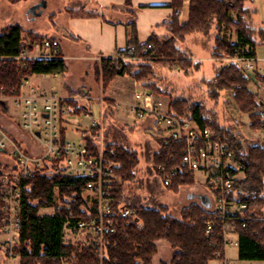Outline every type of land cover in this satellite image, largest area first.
I'll return each mask as SVG.
<instances>
[{
  "label": "trees",
  "instance_id": "1",
  "mask_svg": "<svg viewBox=\"0 0 264 264\" xmlns=\"http://www.w3.org/2000/svg\"><path fill=\"white\" fill-rule=\"evenodd\" d=\"M11 1L15 3L18 0ZM183 1L173 0L172 7L176 10V15L163 24L167 35L153 33L148 42L140 44L137 29L134 24L131 26L128 31V45L135 47V54L174 56L180 51L176 46L177 41L181 42L192 34L207 36L216 28L218 33L212 52L215 57L256 56L257 44L264 43V27L255 26L253 15L256 10L251 11L245 5L253 0H190L189 19L181 24L178 15ZM126 3L129 5L131 0H126ZM232 12L236 14L237 20L232 18ZM231 24L238 28L236 44L229 43L220 34L223 26ZM26 32L19 24L10 25L3 31L0 34L2 53L17 56L28 48V39L23 37ZM28 36L32 43L43 39L42 35L34 32H29ZM161 37L163 42H160ZM122 53L131 55L127 49L120 52ZM183 57L187 58L184 55ZM103 60L101 68L107 80L116 75H129L155 92L154 82L147 78L152 73L148 62L137 64L132 61H113L110 58ZM194 64L197 69L200 68V63ZM18 66L13 60L0 65V87L4 88L6 95L20 93L25 75L65 76L68 72V66L62 58L29 61L28 70L19 69ZM257 76H260V81L264 80V76L244 72L240 63L232 59L230 66L218 71L212 80H205L212 101L217 100L218 103L221 93L230 91L239 110L250 114V136L244 138L239 133L234 134L222 124L214 108L200 101L189 102L185 97H172L170 113L183 121H193L200 128L214 129L223 140L232 145L239 159L245 164L246 178L229 193V200L247 204V209L240 213L242 219L233 222L239 236V259L264 261V144L253 135L260 129L258 110L264 100L258 98V94L249 88V84ZM65 89L70 98L67 104L71 107L72 114L81 115L89 109L87 102L75 99L82 94L80 90L76 91L67 85ZM108 103L107 105L115 108V104L109 100ZM112 113L109 109L106 115L109 117ZM103 115L104 121H107L105 109ZM95 134L94 129L84 130L81 134L82 139L88 141L94 149ZM158 143L161 146L162 140H158ZM112 145L115 144L106 145V148L110 149ZM114 148L118 163L116 172L121 176L122 183L116 184L113 189V206L119 208L125 204L135 207V204L126 201L123 184L132 179L138 154L123 145H115ZM163 152L159 147L153 164L162 160ZM181 154V151H177L178 157ZM86 183L85 179L62 177L49 169L39 168L33 170V176L22 178V229L18 252L21 264H59L61 255H68L74 264H100L92 249L85 248L79 252L77 247L64 243V226L67 222L73 224L78 220L88 219L95 213L96 201L92 200L93 204L90 206L89 201L83 197ZM192 183V176L178 178L168 188L177 192L182 186ZM43 208H54L55 212L40 214ZM210 218L211 214L199 203L184 207L180 217L171 215L168 207L163 205L156 208L142 206L136 216L119 221L117 233L106 237L107 253L103 264H153L158 252L157 242L162 239L168 242L173 251L170 262L166 264H210L211 261L221 260L223 256L217 254L218 250H223L221 225L217 223L214 235L208 236L206 228Z\"/></svg>",
  "mask_w": 264,
  "mask_h": 264
},
{
  "label": "built area",
  "instance_id": "2",
  "mask_svg": "<svg viewBox=\"0 0 264 264\" xmlns=\"http://www.w3.org/2000/svg\"><path fill=\"white\" fill-rule=\"evenodd\" d=\"M27 42L29 47L17 56L4 55L0 49V65L13 60L17 62L19 69L28 70L29 61L61 58L59 39L43 35L41 41ZM127 51L133 55L135 47L129 46ZM235 57L246 73H261L264 76V66L258 64L259 58L241 55ZM31 76H23L19 94L1 96L2 100L11 98L20 110L22 128L41 142L42 152L39 155L24 152L0 127V150L11 147L16 157L14 167L9 168L0 163V233L5 236L0 238V250L8 258L20 257V183L22 178L33 176L35 168L49 169L62 177L87 180L83 197L89 201L90 206L93 204L92 200L96 201L95 213L90 218L73 224L67 222L64 226V243L77 247L79 252L85 248L92 249L100 264H103L107 253L106 237L117 233L119 221L136 216L142 206H113V189L116 184L122 183V178L116 172V149H107L103 140V110L100 121L93 120L92 125L83 128L80 115L72 114L71 107L67 104L69 96L62 97L55 90L49 91L31 84ZM135 100L131 108L136 118H153L158 131L157 137L162 140L161 146L158 143V150L161 147L164 156L154 165V170L165 187L171 186L175 179L203 174V179L199 181L208 187L213 201L206 234L212 237L216 224L220 223L223 250H218L217 254L223 256L222 264H231L227 248L239 243V240L234 241L231 237L234 234L238 236L233 222L242 219L240 213L247 209V204L229 200V193L246 178L245 164L232 145L223 140L214 129L200 128L193 121H183L174 116L170 113V103L148 89H140ZM92 114L89 109L85 111L87 117ZM258 118L259 132L264 138V102L258 110ZM70 125L80 130L94 129L96 148H92L83 139L75 141L66 137L63 129ZM177 151L182 152L180 157ZM59 264L74 263L68 255H61Z\"/></svg>",
  "mask_w": 264,
  "mask_h": 264
},
{
  "label": "rangeland",
  "instance_id": "3",
  "mask_svg": "<svg viewBox=\"0 0 264 264\" xmlns=\"http://www.w3.org/2000/svg\"><path fill=\"white\" fill-rule=\"evenodd\" d=\"M30 1L31 0H18L12 3L11 0H0V34L10 25L22 24L29 29L26 35H24L25 39L28 40H31L28 36L30 31L42 34L48 33L50 35L55 33L61 38H64V34L59 33L57 29L52 27L51 23L53 20H51L49 16L50 13L46 11L47 8H44L45 11L43 10L44 12H42V14L36 16L29 12L32 8V6H30ZM56 1L57 0H50L49 7L53 8ZM245 5L248 6L251 11L256 10L253 15L255 26L264 27V0H253L251 2H246ZM231 16L234 20H237V16L234 12H232ZM167 33L168 32L165 34L167 35ZM217 33V29L213 28L207 36L192 34L187 36L183 41L181 40V42L177 41L176 46L180 51L176 52L174 56H170L169 54L156 55L155 53L149 55L135 53L133 55H127L122 53L118 54L116 57L110 58L113 61H132L137 64H140V62H148L152 73L149 74L147 78L154 82L155 85H153V88L156 89L153 90L155 92L129 75H116L111 80H107L101 68L104 63L103 58L91 65H83L80 62L71 63V72L70 75H68L69 79L72 78L75 82H84L87 85V89L83 90L82 87L72 88L69 85L67 86L82 92V94L76 96L75 99L80 102H87L89 110L93 113L91 117H87L85 112L80 115L83 128H88L92 125L93 120L100 121L102 117L101 111L103 109H105V115L108 113V110L111 109L113 113L109 117L106 115L108 119L103 123L104 143L106 145H123L135 150L138 154L133 177L123 184V192L128 203L154 208L163 205L168 207L171 215L180 217L182 209L193 202L185 198V192L178 195L177 193L179 191L174 192L168 187H165L160 177L155 173L153 158L158 150V131L154 128V124L147 126L143 120L137 119L135 112L131 108L136 102L135 95L140 89L146 88L169 103L171 98L176 96L185 97L189 102L200 101L208 107L214 108L222 124L231 129L234 134L239 133L245 138V136L251 133L250 124L252 123V118L250 114L243 113L239 110L232 92H222L218 99V103L216 102L217 100L212 101L209 98L205 80H212L220 68L221 71L225 67L230 66L232 59H236V57H215L212 54ZM220 34L224 36L229 43H238V28L235 25L223 26ZM163 41L164 39L161 37L160 42ZM150 48H152V46H150ZM256 54L257 57L262 60L259 65H264V43L257 44ZM183 55L187 58L183 57ZM194 63H200V68L197 69L193 66ZM259 75L263 76L261 73H259ZM36 78H43V80L51 86L55 85L59 90H62L61 84H59L60 79L54 76L34 75L33 79ZM249 88L254 93L258 94V98L264 100V80L260 81V76L254 78V81L249 84ZM3 92L4 90L0 87V102L4 101L5 105L8 104L9 114L6 115V113H4L1 104L0 123L3 124L4 121L8 122V117L19 123L21 121L19 115L20 110L13 104L11 98L1 100V96H8ZM108 100L112 102L113 105L115 104L114 109L110 107V105H107ZM1 124L0 127L3 128ZM72 129L75 131L74 128ZM3 130L5 129L3 128ZM82 131L84 130L70 133V138L75 141L82 140ZM14 132L12 131L13 138L17 139L18 136ZM6 133L8 134L7 131ZM253 135L264 144V138L259 131L254 132ZM10 139L15 142V139L13 140L11 137ZM115 145H112L110 148H114ZM2 161L4 162L1 158L0 163ZM162 240L163 242L160 244L159 248L158 242L160 240L157 242L158 252L154 257L153 264H166L170 262L173 251L168 242L165 239ZM227 256L231 264H264V261L240 260L236 247H229ZM2 264L20 263L5 259Z\"/></svg>",
  "mask_w": 264,
  "mask_h": 264
},
{
  "label": "crops",
  "instance_id": "4",
  "mask_svg": "<svg viewBox=\"0 0 264 264\" xmlns=\"http://www.w3.org/2000/svg\"><path fill=\"white\" fill-rule=\"evenodd\" d=\"M40 1L41 0H31L30 6ZM45 1L46 11L50 13L49 16L51 20H53L51 23L52 27L57 29L59 33L64 34V38H61L55 33L50 35L48 33L42 34L35 31L30 32L59 39L60 56L67 64L68 72L65 76L60 74L40 75L54 76L60 79L59 84H61L62 90H59L55 85L51 86L49 83L45 82L43 78L33 79L32 76L30 82L45 90H55L62 97H68L65 85H69L72 88L82 87L83 90L87 89V85L84 82L80 83L75 82L72 78L69 79L68 75H70L71 72V63L80 62L83 65H91L102 58L116 57L121 51H125L128 48V31L133 24L138 31V41L140 44L148 42L153 33L163 36L166 33L165 26H163L164 22L173 15H176V10L172 7L173 0H131L129 5L126 3V0H57L53 8L49 7L50 0ZM189 9L190 0H184L178 15L181 24L188 21ZM19 25L26 31H29V29L22 24ZM24 35H26V33H24ZM255 57H257V54ZM261 61L262 60H260V62L258 61V64L261 63ZM263 66L264 65L261 67ZM0 105L4 113H6V115L9 114L8 104L5 105V102H0ZM20 114L21 113H19V115ZM7 121L8 122L4 121V123L2 122L3 124H0L13 140L15 138H13L12 131H15L14 133L18 137L14 141L24 152L30 155H39L42 152L39 140L21 127V121L19 123L15 122L9 117ZM143 122H145L147 126L154 124L153 118H147L143 120ZM72 128L74 127L71 125L66 127L64 131L66 137L70 138V133L72 132H81V130H77L76 128H74L75 131H73ZM154 128L156 129L155 124ZM1 158L4 160V162H1L2 166L10 168L14 167L16 164V157L11 147L0 150V159ZM200 179H203L202 173H197L195 176H192L193 183L183 186L184 188H180L177 194L181 195L185 192V198L187 200H192V203L201 204L203 208L209 212L213 208L212 194L208 187L199 181ZM54 212V208H43L40 210V214H53ZM4 237L5 236L0 233V238ZM231 237L234 241L239 240V236L236 234ZM162 242L163 240L158 242V248ZM229 247H236L239 257V245L232 244L229 245ZM5 259L17 261L21 264L20 257L8 258L4 256L0 250V264H2ZM210 264H222V261L214 260L211 261Z\"/></svg>",
  "mask_w": 264,
  "mask_h": 264
},
{
  "label": "water",
  "instance_id": "5",
  "mask_svg": "<svg viewBox=\"0 0 264 264\" xmlns=\"http://www.w3.org/2000/svg\"><path fill=\"white\" fill-rule=\"evenodd\" d=\"M45 7H46V1L41 0L37 4L33 5L29 12L33 13L36 16L42 14ZM2 103H4V101Z\"/></svg>",
  "mask_w": 264,
  "mask_h": 264
}]
</instances>
